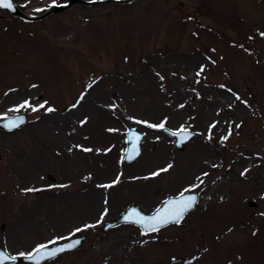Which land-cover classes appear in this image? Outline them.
Wrapping results in <instances>:
<instances>
[{"label": "rangeland", "instance_id": "1", "mask_svg": "<svg viewBox=\"0 0 264 264\" xmlns=\"http://www.w3.org/2000/svg\"><path fill=\"white\" fill-rule=\"evenodd\" d=\"M15 1L33 14L54 4ZM259 16L264 0L78 3L31 22L0 8V119H28L0 128V246L21 255L84 232L79 248L43 264H264V41L250 31ZM229 25L242 35L235 58L220 54L224 36L235 38ZM24 101L44 107L16 111ZM224 118L236 124L211 125ZM161 123L195 135L179 149L150 126ZM129 127L146 133L132 164ZM89 135L96 149L84 152ZM149 166L168 170L149 179ZM186 190L200 198L179 224L103 229L131 204L151 212Z\"/></svg>", "mask_w": 264, "mask_h": 264}, {"label": "water", "instance_id": "2", "mask_svg": "<svg viewBox=\"0 0 264 264\" xmlns=\"http://www.w3.org/2000/svg\"><path fill=\"white\" fill-rule=\"evenodd\" d=\"M132 0H98V1H91V0H68V2L66 4H59V5H54L52 6L46 13L41 14V15H31V14H27L25 13L18 5L17 3L13 0V4H14V10L13 9H6V8H2L5 9L6 11H8L9 13L28 19V20H35V19H41L43 17H45L46 15H48L49 13L53 12H61L63 10L68 9L69 7H71L73 4L75 3H83V4H101V3H105V2H118V3H124V2H131ZM10 119H19L22 120L23 122L19 124V126L17 128L14 129H9L7 127V124L9 122ZM25 122H27V116L24 113H17V114H13L11 116H8L4 119L0 120V127L7 129L9 131H13L16 129H19L20 126L22 124H24ZM164 132H166L167 134H169L171 137H174V144L177 146V148L179 149H184L185 148V144L195 135V131H193L190 128H185V129H173L170 128L168 126H164L163 128H161ZM146 133L138 130L136 127H129L127 129V146H126V151H125V155H124V159L127 163L131 164L133 162H135L137 160V158L140 156L141 152H142V141L143 138L145 137ZM138 137V139H137ZM186 137V138H185ZM131 156L132 158L129 159L128 157ZM41 188H39L40 190ZM184 196H190V195H194L197 197V202L199 201V194L197 192H191V191H186L183 192ZM180 195L177 196H169L166 199L163 200V202L160 204V206H158L155 210H153L152 212H146L139 204H131L130 206H128L116 219L107 222L104 226L103 229H108L110 227H113L119 223H125V222H131V221H126L124 219V217L126 215H128L132 210H135L137 213H139L141 216H145V217H150V216H154L158 210L170 207L169 205V201H176L179 200ZM196 202V204H197ZM196 204L194 205L193 208L189 209L187 212H185L184 216L191 211L192 209L195 208ZM250 204L254 205L255 203L253 201L250 202ZM183 216V218H184ZM134 223V222H131ZM136 225H139L141 230L143 232H145L144 227L140 224L134 223ZM147 233V232H145ZM87 238V234L86 233H81L79 235H75L70 237L69 239L65 240V241H61V242H55V243H51V244H45L47 245V249H41L39 252L37 251L38 247L30 254H24V255H18V254H12L9 251L5 250L3 247L0 246V254H3L4 256L9 257V259H5L3 261H0V264H14V263H18V262H25V263H32V264H42L43 262L47 261V260H51L53 258H56L57 256H59L60 254L64 253H59L57 256L55 257H45L44 259H38V257H40L45 251H49L58 247H61L63 245H67L72 243L75 240H79L80 243L73 249L67 250L65 252H69V251H73L76 250L77 248L80 247V245L85 241V239ZM11 257H15V259H11Z\"/></svg>", "mask_w": 264, "mask_h": 264}, {"label": "snow or ice", "instance_id": "3", "mask_svg": "<svg viewBox=\"0 0 264 264\" xmlns=\"http://www.w3.org/2000/svg\"><path fill=\"white\" fill-rule=\"evenodd\" d=\"M53 3L55 4V0H53ZM0 8H6V9H13L14 10V4L13 0H0ZM37 12H42L44 9H36ZM261 35H264V33H261ZM203 71V68L201 69ZM199 75V73H197ZM90 87V86H89ZM25 107H31L33 111H38L39 108H43L44 105L41 104L39 106H32L29 101H24L22 104H20L15 110L19 111L21 108ZM47 111L51 112L54 111L52 108H48ZM22 120L19 119H10L7 127L11 130L14 128H17L20 123H22ZM146 123V122H145ZM151 127H160L163 128L164 124L161 123L160 125H150ZM231 134V133H229ZM186 138V137H185ZM138 139V137H137ZM224 139H227V136L224 137ZM86 151H91L90 149H85ZM129 159L132 157L129 156ZM172 165H168V168H170ZM167 168L160 169L158 172L153 173L152 175H158L159 172L167 171ZM117 181H114L113 183H116ZM112 185H107L106 187H111ZM63 187V186H61ZM193 187H198V185H194ZM24 191H37V189H25ZM187 191V190H186ZM197 202V197L194 195H190L185 197L183 193H181L179 200L176 201H169L170 207L158 210L157 213L154 216L145 217L141 216L139 213H137L135 210H132L128 215L124 217L126 221H131L137 224H140L144 227L145 232H157L160 230L161 227H164L170 223H176L179 224L180 221L183 219V216L185 212H187L189 209L193 208L194 205ZM102 219V217H101ZM100 221L98 220L97 223ZM95 225H85L84 228L88 227H94ZM83 229L77 228L75 229V232H81ZM57 239H65V238H57ZM56 241H50L49 243H55ZM80 243L79 240H75L70 244L63 245L61 247L45 251L38 259H44L45 257H55L59 253L65 252L67 250L75 248ZM41 249H47V245H40L37 249L39 252ZM23 255V253L21 254ZM5 259H9V257L4 256L3 254H0V261H3ZM11 259H15V257H11Z\"/></svg>", "mask_w": 264, "mask_h": 264}, {"label": "bare ground", "instance_id": "4", "mask_svg": "<svg viewBox=\"0 0 264 264\" xmlns=\"http://www.w3.org/2000/svg\"><path fill=\"white\" fill-rule=\"evenodd\" d=\"M208 13L216 20V22L219 21V15L216 12H214V11L212 12L211 10H208ZM228 27H230V28L233 29V32L235 33L234 34L235 35V38H233V37H231L229 35H225L224 36L226 38V40H225L224 45L220 47V54H222L226 58H235L240 53H243L242 52L243 51V48H240L237 44H235V40L237 38L242 37V35H241L239 29L235 25L234 26L233 25H229ZM250 31L252 33H254V34H257L258 37H259V39H261V40L264 41V35H261V33H264V17L263 16H259V17L256 18V25L254 27H251L250 28ZM251 45L253 46V43ZM195 60H199L200 61L201 58H199L198 56H195V57H192L190 60H188V62L190 64L191 61H195ZM193 75L194 74L192 73L191 76H193ZM224 100H228V97L226 95L224 96ZM168 101H170V103H175V104H177L179 106H181L185 102V100H181V101L176 102L177 101V98L174 95L173 96H169ZM218 101L221 103L223 101V99H218ZM80 104L82 106L84 105L83 102H81ZM185 105H183V107ZM79 107H80V105H79ZM79 107H78V110H79ZM105 108L106 107H104V109ZM230 110H231V112L233 114V117L235 119H241V117L245 116L244 115V111H245L244 108H241V107H238V108H230ZM257 117H258L257 118L258 126H262L264 124V107L261 106L259 108V113H258ZM82 124L85 125V120L84 119L82 120ZM215 124L219 125V127H221V126H227L228 125L231 128L232 125L236 124V121L233 120V118H228V119L227 118H224L222 120H215L214 119L211 122V125L214 126ZM105 130L107 131L106 133H109V134H113L114 133L113 129H111V128L105 129ZM88 137H90V135L85 138L86 139L85 142L83 143V145H81V148H83V151L84 152H87L85 149H90V150L96 149V145L94 144V141L89 140L91 137L90 138H88ZM239 159L243 162L244 159H245V156H241ZM156 170H157V168H154V167L149 166V171L148 172H145L143 175L146 178L153 179L155 175H152V174L153 173H156ZM139 178H142V177H139ZM153 189H157V188L154 187ZM260 189H262V190L264 189V183L260 186ZM93 193L95 195H97L98 189H96L95 191H93ZM221 193H223V191H221ZM91 199H92V194L89 197H87L86 202L87 203L88 202H91ZM149 204H150V198H149Z\"/></svg>", "mask_w": 264, "mask_h": 264}, {"label": "flooded vegetation", "instance_id": "5", "mask_svg": "<svg viewBox=\"0 0 264 264\" xmlns=\"http://www.w3.org/2000/svg\"><path fill=\"white\" fill-rule=\"evenodd\" d=\"M25 8H26V9H31L32 7H31V5L26 4V5H25ZM45 10H46V9H45Z\"/></svg>", "mask_w": 264, "mask_h": 264}]
</instances>
